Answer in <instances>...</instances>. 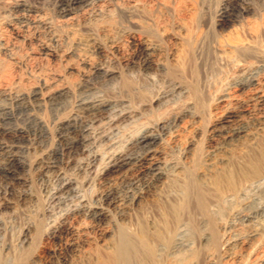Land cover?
I'll return each instance as SVG.
<instances>
[{
  "label": "bare ground",
  "instance_id": "1",
  "mask_svg": "<svg viewBox=\"0 0 264 264\" xmlns=\"http://www.w3.org/2000/svg\"><path fill=\"white\" fill-rule=\"evenodd\" d=\"M100 1L1 0L0 20L12 15L25 21L48 4L69 18ZM160 1L162 8L148 13L138 4L120 7L143 35L131 56L117 59L120 46L109 50L102 44L91 47L100 61L83 45L65 52L77 59L71 67L79 75L74 85L28 92L22 80L7 79L10 68L0 61L2 208L39 207L32 214L37 219L22 224L16 237L25 251L34 246L46 218L48 236L62 243L43 262L32 258L30 264H88L94 248H112L114 237V253L102 264H264V8L258 7L264 0L219 2L213 15L199 6L182 26L187 37L175 66L169 63L172 52L157 39L158 25L168 16ZM176 1L179 16L188 0ZM111 23L109 17L100 28L110 31ZM202 27H208L209 37L232 30L238 35L216 46L217 74L226 87L216 98L222 114L207 135L196 126L203 119L202 94L212 82ZM15 44L0 37V51L20 65L26 57ZM131 71L149 77L156 92L146 96ZM152 71L166 81L152 77ZM189 127L197 138L180 149ZM72 169L98 177L93 201L80 195L79 182L68 173ZM49 173L56 183L50 189ZM39 192L47 195L44 207ZM118 202L111 215L109 207ZM4 229L0 237L7 234Z\"/></svg>",
  "mask_w": 264,
  "mask_h": 264
},
{
  "label": "rangeland",
  "instance_id": "2",
  "mask_svg": "<svg viewBox=\"0 0 264 264\" xmlns=\"http://www.w3.org/2000/svg\"><path fill=\"white\" fill-rule=\"evenodd\" d=\"M134 1L103 0L100 2H95L90 5L89 8L87 7L85 9L78 10L69 18H64L57 9L49 6V4L39 12L35 13V15L33 14V16L28 17V19L25 21L16 20L12 17V15H6L5 19L0 20V37L6 38L11 43H16L15 45L17 46L16 50L18 54L26 57V61L23 64L19 65L15 64L14 61L10 59V55L8 53L0 51V61L6 63L10 68V70L7 72V79L9 81H13V79L22 80L23 87L25 85L24 89L26 91L28 90V92L43 87L58 88L64 85H74L79 80V75L78 72L73 71L71 67L77 64V59L75 56H65V52L75 48L77 44L83 45L89 50L91 49V53L93 52L91 54V57L95 59V61H100L101 57L95 54L92 50L91 47L94 44H102L104 48L109 50L120 46V49H118L117 51L119 54L115 52L117 53V55H115L114 53L117 59H123L131 56L132 53L135 52V44L142 41L143 35L140 31L138 32L139 29L131 24L130 20L127 17L123 16V14L119 10L120 7L122 9H132L133 7L131 8V6H133L134 4V6H137L138 4L143 13L156 11L162 8L159 4L161 2L160 0H153V2L152 0ZM164 1L167 4V9H164L167 10L168 16L164 18L165 22L158 25L160 28H157V30L159 31H157V39L164 48H168V50L172 52L173 55L170 58L169 63L171 64V66H175L178 62V57L181 55L182 49L180 48L183 47L182 41L187 37V32L182 26L188 23L192 17H195V15L200 11L199 6L204 10L205 13L208 10L207 7L210 8V14L213 15L216 9L219 8L218 6L225 4L226 0H204L203 3L201 2V0H188V6H186V9L181 13V15L179 14V16H175L176 13L174 11V9L176 8L175 6L178 5L175 4L176 0ZM200 2L202 3V5L200 4ZM218 3L221 5H218ZM258 7L264 8V2H259ZM214 8L216 9L214 10ZM109 17L112 19L111 29L110 31H104L100 28V24ZM135 29H137V31ZM201 30L207 34L205 53L207 54V58H209V70L210 76H212V82L210 85L211 88H207V90H205L202 94L201 100L204 107L203 119L196 126L201 127L207 135L209 127L212 126L222 114V111L220 112L219 110H217L216 98L221 93L220 90L226 87L225 82L221 79L222 76L217 74V71L219 69L218 61L221 58L219 57L220 54L218 55L217 52H215L216 46H218V42H229L236 38L238 35L236 33V30H232L223 35H218L217 37H214L212 35H210L209 37L210 31H208V27H202ZM44 49H50L56 52L55 54L57 57L47 56ZM131 74L132 76L137 77V83L143 87L144 91H146V96L153 95L156 92L157 86L152 84V80L149 77L138 73L137 71H131ZM149 74L152 77L155 76V78H157L161 82L166 81V78L163 76V74H160V72L152 71ZM109 86L117 87L118 85L111 83ZM216 89L218 90V92L214 93V90ZM136 128L137 126H133L131 129L135 130ZM194 134V127L187 128L181 136V138L183 139L180 138L181 141L179 140L177 144L178 147L182 149L186 146L188 139L191 140L193 139V137L197 138ZM206 135L201 137L204 143L202 145L204 146L206 145ZM204 146L201 148L203 149ZM68 173H70L69 175L72 178L79 182V186H81L82 189L80 195L82 193L81 196L84 195L85 198L93 201L96 197L97 192L99 191L98 177L89 175L91 177L90 179L88 175H85L82 172L80 173V171L76 169H72ZM46 181V187H48L49 189L50 187L55 186V174L49 173L47 175ZM84 181H87L88 183H85ZM18 189L19 188L16 187L14 191L16 192L18 191ZM39 197L42 203L41 206H43V202L46 206V193L39 192ZM77 202L79 201L77 200ZM73 203H75L76 205L78 204L76 202ZM73 203L67 208H71L70 206L74 205ZM17 207L13 210H5L2 208V202L0 201V227L3 229L5 228L4 230H6L7 232L6 235L0 237V264H8L12 260H14V258H21L22 256L25 257V261L27 262V264H30L31 260L33 259H35V262L41 263L46 258L52 255L51 253L53 250H59L62 243L55 242L48 236L49 233H47V231L50 232V230L45 222H49L50 219L46 218L47 221H42L38 226L39 230L37 231V233H35L36 240L34 242V246L31 248L32 250L30 249V251H25V247L21 245L19 239L16 237L21 232L20 228L22 224L28 223V221L31 223L34 218L37 219V215L32 214H37L39 207H31V209H29L30 206ZM118 207H120V202L117 203L116 207H109V213L111 215H114L118 210ZM111 210L113 213H111ZM116 228L118 230H121L119 229L120 227ZM118 230L115 231L116 234L117 232H119ZM115 239L116 238L114 237V239L112 240L116 242ZM112 240L110 242L113 244ZM4 243L7 244L8 249H3ZM111 243L110 246H112V248L109 246L110 249H106V251L94 248L88 264H102L105 261H108L106 259H109L112 253H114L112 251L114 250L113 245L115 246V243L113 245ZM25 261L23 264L26 263Z\"/></svg>",
  "mask_w": 264,
  "mask_h": 264
}]
</instances>
